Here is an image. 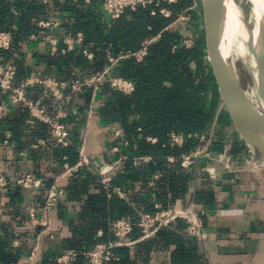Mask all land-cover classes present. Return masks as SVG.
<instances>
[{"label":"trees","instance_id":"16d2710c","mask_svg":"<svg viewBox=\"0 0 264 264\" xmlns=\"http://www.w3.org/2000/svg\"><path fill=\"white\" fill-rule=\"evenodd\" d=\"M193 2L194 0H153L152 3L138 5L135 9L125 8L118 17L110 18L102 10L100 0H48L47 3L39 0H0V31H9L12 39L11 49H0V62L15 65L16 83L29 75L41 78L53 76L57 80L68 82L82 79L108 66L109 56L118 57L134 52L145 39L157 35L147 45L146 53L140 60L132 55L123 56L110 67L112 74L132 81L133 90L130 93L115 90L108 82H102L94 93L91 86H85L72 95L70 106L76 109V113L68 112V123H65L73 132L71 143L66 146L57 144L55 148L60 165L64 161H76L79 139L75 128L83 121L85 110L93 100L101 123L105 126L117 125L122 130L126 141L123 151L126 154L124 176L127 180H145L151 177V172L157 170L162 173L161 179L166 181L167 190L163 186L155 190L152 200L151 190H148L139 200L144 205L143 211L150 213L155 210L153 200L159 202L161 208L167 207L170 201L168 193L174 201L175 197L181 195L185 182L191 180V173L180 165V155L199 144L196 133H205L207 137L219 102L207 57L202 4L191 7ZM160 8L168 10L169 15H163ZM51 9L59 10L64 32H81L82 41L80 45L62 53L60 48L63 43L60 39L55 53L38 55L37 62L32 63L34 54L27 56L22 47L28 42V36L38 31L37 20ZM180 13L185 15L186 20L169 26ZM185 37L191 39V46L182 44ZM84 48L92 53L91 58L82 53ZM30 91L29 97L36 99L42 92V86L34 85ZM6 98L7 93L0 89V101ZM43 104L48 111L53 112L54 108L50 106L48 99L45 98ZM26 116L28 110L23 104L15 105L13 111L1 116L0 139L3 127H21ZM35 124L42 132L49 130L48 125L42 121H35ZM228 126L234 128L226 109H223L213 137L218 135L219 128ZM172 130L185 135L182 145L165 144L166 135ZM147 137H155L156 141H148ZM221 148V141H215L209 147L213 151H221ZM167 155L175 158L170 168H165ZM145 156L150 157L149 161H142ZM134 158L140 159L138 166L132 165ZM49 186L50 181L46 180L40 196L46 195ZM91 187L94 191H90ZM5 188L11 193L13 203L21 206V185L7 181ZM66 192L68 195L84 196L78 217L81 223L78 225L70 221V236L64 238L59 245L51 246L43 254L40 264H62L57 262L56 257L61 251L68 249H74L77 255L66 264H88L83 251L95 243L113 239L110 222L118 217H128L132 222L127 239L134 240L142 235L141 229L136 225L138 216L116 195L106 197V191L96 173L87 170L84 175L80 172L71 175ZM22 213L24 220L29 218L27 213ZM98 228L102 231L101 235H97ZM168 228L169 226L161 227L150 239L135 244H143L147 250L155 247L158 236L173 234ZM3 229V224L0 223V230ZM26 234H30V231ZM129 249L130 246L114 247L113 252L118 258L112 264H132ZM21 255L20 247L12 248L7 238L0 239V264H16Z\"/></svg>","mask_w":264,"mask_h":264},{"label":"crops","instance_id":"0c3cea01","mask_svg":"<svg viewBox=\"0 0 264 264\" xmlns=\"http://www.w3.org/2000/svg\"><path fill=\"white\" fill-rule=\"evenodd\" d=\"M49 11L51 10H47L37 20L38 31L31 33L27 38L28 42L22 47L27 56L34 54L32 63L37 62L38 55H51L49 43L44 41L43 36L56 37L59 41L71 34L65 33L61 27L60 12L49 16ZM49 18L59 24L43 28L38 26L39 21ZM40 31H43L44 35H40ZM32 34L36 37L32 38ZM30 94L29 90L27 95ZM5 101L6 99L0 101V104ZM14 108L15 105H9L3 115L10 113ZM71 108L73 107L70 105L64 108L65 115L60 118L61 121L68 123L67 113L74 114L70 111ZM88 108L85 110L83 121L75 128L79 139L76 148L83 147L88 162L73 169L68 167L78 161L79 155L74 163L64 161L60 165L55 149L58 143L50 137L48 129L42 132L35 123L29 124L28 116L24 118L21 127H3V131L10 133L9 142L12 146L8 154L3 157L0 155V166L7 181L14 184L16 177L24 174H32L41 179L37 188L21 186L20 209L13 203L11 193H8L6 188L0 190V223L4 227L0 230V239L7 238L10 247L21 248L22 255L16 264H40L43 254L48 252L51 246L59 245L64 238L70 236V221L78 225L81 223L78 217L84 196L67 194L66 187L71 175L78 172L84 175L87 170L98 175L99 167L112 163L121 155L126 156L123 151L126 141L120 127L103 125L97 115L96 105L93 104L90 114L87 113ZM116 131L120 134H116ZM72 136L70 129V140ZM2 138L3 133L0 142ZM215 141L222 142L221 151L209 149L206 154L196 158L191 168L182 167L191 173V180L185 182L181 195L175 197L174 201L168 193V205L174 203L193 210L194 219L201 225L199 234H191L188 222L180 219L169 225L168 229L173 234L158 236L157 245L148 250L143 244L137 246L149 238H142L141 235L133 240L134 243L129 249L132 264H264V159L230 126L219 128L218 135L212 137V143ZM168 157H172V160ZM63 158L65 159V156ZM125 159L116 164L111 185L122 190L123 195L116 196L124 200L138 216L144 206L139 202L140 197L151 190L152 200L155 190L162 186L167 190L168 185L161 179L163 175L159 170L151 172V177L145 180H127L124 176ZM174 159L173 155H167L165 168H170ZM139 163L137 158L132 161L133 166H138ZM46 180L50 181L49 188L53 185L63 193L47 215L42 210L46 195L40 196ZM90 191H94L92 187ZM111 196H108L106 191V197ZM152 204L154 207V204L159 202L153 200ZM23 211L28 215L32 211L36 219L47 217L53 237L47 238L42 226L33 225L30 216L24 220ZM33 226L36 229H31ZM29 231L30 234H26ZM101 233L98 228L97 235ZM62 252L64 251L60 254Z\"/></svg>","mask_w":264,"mask_h":264},{"label":"built area","instance_id":"2783aa9c","mask_svg":"<svg viewBox=\"0 0 264 264\" xmlns=\"http://www.w3.org/2000/svg\"><path fill=\"white\" fill-rule=\"evenodd\" d=\"M42 3H47L48 0H39ZM89 2V0H84ZM173 1V0H169ZM153 0H100V5L102 10L110 17H118L125 8L135 9L136 6H144L146 4L152 3ZM157 5V4H156ZM196 5V0L193 2V6ZM58 9H51L48 15L52 16L58 13ZM159 11L165 15H169V11L165 8H160ZM153 14L154 11L152 10ZM186 20V17L183 13H180L178 17L171 23L169 26H172L175 23L182 22ZM59 22L53 19L41 20L38 22L40 28L47 26L58 25ZM44 35L43 31H40V35ZM32 38H35L36 35L32 34ZM157 35L151 37V39H145L138 50L119 55L118 57L109 56V65L104 67L101 71L96 72L90 76L84 77L82 79H75L72 81H60L55 79L53 76L38 77L35 75H29L22 81L15 82V73L16 67L12 63H1L0 62V89L7 93L6 101L0 104V117L4 114V111L9 107V105L23 104L28 110V119L29 124L35 123V121H42L46 123L49 127L50 137L58 144L66 146L71 143L69 137V128L65 122L61 121L60 118L64 117L65 110L68 105H70L72 95L76 92H80L83 87L91 86L93 93L96 91L98 86L102 82H108L110 87L122 91L124 93H130L133 90V83L131 80L114 75L110 72V67L119 57L132 55L136 60H140L143 55L146 53L147 45L155 40ZM45 42L49 43V52L50 54L55 53L58 50V39L56 37L43 36ZM82 41V33L76 32L74 34H67L62 38L63 46L60 48V52L64 53L65 51L71 50L77 45H80ZM182 44L186 47L191 46L192 41L189 37H185L182 40ZM12 48V39L11 34L8 31L0 32V49L8 50ZM82 53L87 57L91 58L92 53L86 48L82 49ZM34 85H41L42 92L36 98H30L27 93ZM49 100V104L54 108L53 112L47 110V107L44 106L43 100ZM93 109V100L90 103L88 108V114L91 113ZM72 113H76L74 108H71ZM116 134H120L119 131H116ZM190 134H187L189 136ZM199 144L190 151L182 153L180 155V165L183 168H191L195 163L197 157L200 156V150L202 144L206 140L205 133H196ZM10 133L8 131H3V138L0 142V155L3 157L8 154L11 150V143L9 142ZM185 139V135L182 132L169 131L166 135L165 144L169 146H180L182 145ZM148 141L155 142V137H147ZM43 142V140H39ZM116 149V148H115ZM78 161L68 169H73L79 166L84 165L88 162L84 155L83 147L78 146ZM126 158V156L121 155L117 160H113L112 163L99 167L98 175L100 177V182L103 189L107 191L108 196L117 195L122 196L123 192L119 187L111 185L112 172L115 169L116 164L119 160ZM150 157L145 156L142 158V161L149 160ZM169 160H172V157H168ZM140 160V159H138ZM15 183L21 185L24 188L32 187L37 188L41 184V179L35 177L32 174H24L16 177ZM7 184V178L0 166V190L5 188ZM62 190L51 186L46 194L45 201L42 207V210L45 215H47L50 210L55 205L56 201L62 196ZM154 212L141 211L138 214V220L136 225L141 229L142 238L150 237L161 227L169 226L171 223L175 222L177 219L186 220L189 224V231L191 234L197 235L200 230V223L194 219V212L190 207H180L174 203L168 205L165 208H161L159 204H154ZM31 222L33 225L40 224L42 230L47 238H52L53 233L50 231L49 220L47 217L43 216L39 219H36L32 211L29 212ZM110 227L113 235V239H110L105 242H98L91 246L89 249L83 251V255L86 257L88 264H112L113 260H116L118 257L113 252V248L117 246H131L134 241L127 239V235L132 229V222L129 218L118 217L113 219L110 222ZM77 252L74 249H68L59 254L56 257L57 262L66 264L75 259Z\"/></svg>","mask_w":264,"mask_h":264},{"label":"water","instance_id":"95a60500","mask_svg":"<svg viewBox=\"0 0 264 264\" xmlns=\"http://www.w3.org/2000/svg\"><path fill=\"white\" fill-rule=\"evenodd\" d=\"M222 9L223 0H202L207 57L217 86L219 102L200 155L209 151L219 115L223 109H226L240 137L255 148L264 159V42L259 41L256 50L249 45L256 59L254 80L258 101L255 108L237 78L233 63L228 57H223L219 49Z\"/></svg>","mask_w":264,"mask_h":264},{"label":"bare ground","instance_id":"6f19581e","mask_svg":"<svg viewBox=\"0 0 264 264\" xmlns=\"http://www.w3.org/2000/svg\"><path fill=\"white\" fill-rule=\"evenodd\" d=\"M248 2L251 5L252 22L248 21L234 0H223L219 49L223 57H228L232 63L233 60H240L255 66L256 59L249 45L256 50L259 41L264 42V0H248ZM245 92L256 108L254 91Z\"/></svg>","mask_w":264,"mask_h":264},{"label":"rangeland","instance_id":"374dc122","mask_svg":"<svg viewBox=\"0 0 264 264\" xmlns=\"http://www.w3.org/2000/svg\"><path fill=\"white\" fill-rule=\"evenodd\" d=\"M237 7L239 6L241 8V11L244 13L245 17L248 19V21L252 22V14H251V5L248 2V0H234ZM202 4V0L198 2L196 0V4L198 5ZM201 6V5H200ZM183 20L182 22H184ZM233 65L235 69V73L237 75V78L242 85L243 89L245 91H254V98L256 101H258V94L256 90V84L254 80V76L256 75V64L251 65L249 63L246 64V62H241L240 60H233ZM236 65V66H235ZM248 85V86H247Z\"/></svg>","mask_w":264,"mask_h":264}]
</instances>
